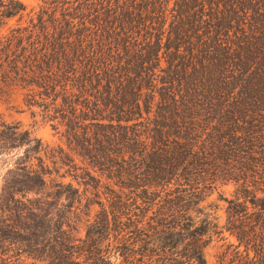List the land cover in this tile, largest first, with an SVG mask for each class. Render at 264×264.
<instances>
[{
	"label": "trees",
	"instance_id": "trees-1",
	"mask_svg": "<svg viewBox=\"0 0 264 264\" xmlns=\"http://www.w3.org/2000/svg\"><path fill=\"white\" fill-rule=\"evenodd\" d=\"M65 2L51 25L0 36V78L26 88V104L64 126L78 154L121 179L133 202L99 203L75 237L49 194L16 197L38 194L50 172L29 157L38 139L2 122L0 141L28 148L13 170L23 189L0 193V254L17 246L44 264H209L207 246L227 233L236 242L219 264H264V0ZM25 10L0 0L2 18ZM229 181L221 224L199 204ZM55 186L80 204L71 182Z\"/></svg>",
	"mask_w": 264,
	"mask_h": 264
},
{
	"label": "rangeland",
	"instance_id": "rangeland-1",
	"mask_svg": "<svg viewBox=\"0 0 264 264\" xmlns=\"http://www.w3.org/2000/svg\"><path fill=\"white\" fill-rule=\"evenodd\" d=\"M67 0H22L26 6V10L22 15H16L9 19L0 17V36L10 35L11 29H20V34L25 36L28 30L41 29L42 26L51 25L52 15L60 16L63 7ZM50 28V26H49ZM28 93L26 88H21L17 82L13 80L2 81L0 78V123H6L10 126H18L17 131H29L30 138H36L41 144L38 152L30 153L29 157L35 165L41 162L37 158H41L50 174L47 176L46 185L38 191V194L18 192L16 197H37L50 195L49 199L54 203H59V210L66 212L71 226L74 228L73 235L78 238H83L86 231V223L89 214L90 219L100 210L99 203L107 205H117L126 203L129 205L133 202L123 193L128 194L127 189L120 188L122 185L119 178H107L106 174H101L97 168H92L88 155L81 156L76 150L75 142L71 143L66 138L65 128L58 125L57 121L47 116V112L43 107L29 106L24 101ZM51 113V112H50ZM55 126H58L55 128ZM7 136H12L13 129L4 128ZM81 141V140H80ZM10 140L0 141V193L4 190H10L9 187H19L23 189V184H15L13 181L14 168L17 163L25 160L24 150L28 148L26 145H21L17 148H8ZM35 142L31 141V145ZM57 182H71L73 188H77L81 202L72 203L65 198V193H72L66 188L57 187ZM236 185L229 182H217L214 187L206 190L202 196L200 206L205 208V211L213 212L218 216L219 222L222 224L225 221V209L228 205L226 200L233 197ZM60 193L57 194L56 191ZM67 191V192H63ZM123 192V193H122ZM56 193L57 196H54ZM259 196H263L262 192H258ZM130 197V196H129ZM85 202H89L88 212L83 206ZM79 204V205H78ZM121 206V204H119ZM21 206V205H20ZM58 207V206H57ZM71 211V213H70ZM8 213L4 209L0 210V225L3 224L4 215ZM203 217L199 215L197 219ZM18 229V233L23 237H30L29 229ZM226 240H214L207 246L205 250L206 258L209 264H219V255L226 250L228 253L232 251V247H227L229 243H235L232 236H228ZM2 237L0 235V246L2 245ZM25 244L27 242H24ZM19 247V246H18ZM17 246L7 248L4 255L0 254V264H44L42 260L33 258V256H20ZM11 249V250H9ZM240 249H243L240 247Z\"/></svg>",
	"mask_w": 264,
	"mask_h": 264
}]
</instances>
